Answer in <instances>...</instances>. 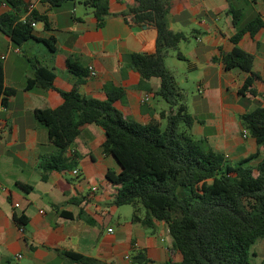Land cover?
Returning <instances> with one entry per match:
<instances>
[{"label": "crops", "instance_id": "0c3cea01", "mask_svg": "<svg viewBox=\"0 0 264 264\" xmlns=\"http://www.w3.org/2000/svg\"><path fill=\"white\" fill-rule=\"evenodd\" d=\"M24 1L27 10L21 18L31 10L48 18V29L35 22L34 36L50 40L54 50L33 38L15 46L0 32V41L6 46L0 51L4 83L14 89L0 106V264H79L63 251L96 258L101 264H130L129 257L136 249L145 251L151 260L148 264L169 256L180 259L179 253H170L171 238L163 222L146 228L131 221L132 212L126 214L121 206L111 204L113 189L104 176L108 169L118 172L120 166L103 153L104 135L98 126L83 125L67 148L66 158H74L70 169L43 175L37 167L40 156L52 154L56 148L46 128L34 118V110L59 106V90L76 87L81 94L105 99L103 86L111 82L124 89L114 105L125 116L140 123L164 119L168 105L154 94L159 79H150V91L138 88V72L124 61L126 54L155 50V29L130 26L117 16L133 6V0H107L109 14L102 27H97L92 9L81 0H68L56 7L42 0ZM170 5L169 27L196 42L186 52L179 44L185 58L176 57L186 64L197 90V96L189 98L180 87L187 111L195 118L190 133L195 139H205L233 163L258 151V157L249 162L256 164L264 148L257 147L248 133L243 134L239 115L256 104L264 106V27L253 36L244 34L238 43L254 55L253 70L260 75L252 85L256 95H239L247 73L225 70L220 57L233 45L228 10L242 8L247 17L259 14L264 22V0H170ZM7 9L0 0V13ZM32 60L52 69L53 87L25 88L27 78L33 75ZM67 62L85 69L86 74L72 73ZM90 67L95 75L90 74ZM146 93L150 97L142 102ZM199 107L205 111L199 113ZM73 169H78L76 175ZM14 214L26 218L21 229Z\"/></svg>", "mask_w": 264, "mask_h": 264}, {"label": "trees", "instance_id": "16d2710c", "mask_svg": "<svg viewBox=\"0 0 264 264\" xmlns=\"http://www.w3.org/2000/svg\"><path fill=\"white\" fill-rule=\"evenodd\" d=\"M52 7L68 0H42ZM133 6L117 14L130 26H146L156 31L155 50L151 53H129L124 61L139 74L137 87L150 91L151 78L159 79L154 92L168 105L165 125L151 119L140 123L125 116L114 105L121 99L124 89L106 82V98L98 99L81 94L76 87L59 93L62 102L55 108H38L34 118L42 124L56 150L41 155L37 167L42 174L71 168L65 156L85 124L98 126L104 135L103 153L111 155L120 170L108 169L106 182L112 187L111 204L130 205L131 221L146 228L163 222L171 238L170 253H179L180 259L169 256L157 264H255L250 260L249 248L258 239H264V153L256 164H249L259 152L233 163L223 152L212 149L205 139H195L190 128L195 118L183 102L184 93L174 75L166 66V57L175 52L185 58L179 44L187 34L169 27L167 15L170 0H133ZM9 9L0 13V32L7 35L15 46L28 39L41 40L54 50L50 40L34 36L32 22L40 21L49 28L46 15L27 10L24 0H4ZM91 8L97 27H102L108 16L107 0H81ZM234 33L233 44L220 61L225 70L237 69L247 73L238 90L256 95L252 88L260 75L253 70L254 55L239 46L244 34L253 36L264 22L259 14L247 17L242 8H230ZM33 75L26 80V89L34 86L53 87L54 72L39 61L32 60ZM68 69L84 76L85 69L67 62ZM264 68V62H263ZM14 89L4 83L3 60L0 57V106ZM162 113H160V116ZM242 129L246 130L257 147L264 148V106L256 104L239 115ZM22 228L23 214L13 215ZM70 260L79 264H101L93 257L74 251H63ZM130 264H148L151 260L143 249H136L129 257ZM264 264V258L260 262Z\"/></svg>", "mask_w": 264, "mask_h": 264}, {"label": "rangeland", "instance_id": "374dc122", "mask_svg": "<svg viewBox=\"0 0 264 264\" xmlns=\"http://www.w3.org/2000/svg\"><path fill=\"white\" fill-rule=\"evenodd\" d=\"M191 44H189V41H183L180 43V50L182 52H186V50L191 47V45H196V42L194 39L190 36H188ZM5 45L0 41V51L5 50ZM172 55V59L171 56ZM170 55L166 57V64L169 70L173 73L175 80L177 81V84L179 87H182L184 93L189 98L196 97L197 96V90L195 89V80L192 78V76H188L190 72L186 70V64L182 61L177 60L176 53L170 52ZM187 77V79H186ZM161 100V99H160ZM163 101V100H161ZM164 105L165 102H163ZM205 109L202 107L198 108V112L202 113ZM160 124L162 127L165 125V119L160 120ZM122 211L126 212V214H129L132 212V207L130 205H123L121 206ZM249 257L250 260L255 264H260L262 259L264 258V239H258L253 245L249 248ZM176 260H179V257L176 258Z\"/></svg>", "mask_w": 264, "mask_h": 264}, {"label": "built area", "instance_id": "2783aa9c", "mask_svg": "<svg viewBox=\"0 0 264 264\" xmlns=\"http://www.w3.org/2000/svg\"><path fill=\"white\" fill-rule=\"evenodd\" d=\"M35 25V23L34 22H32V26H34ZM2 59H3V55L2 56H0ZM90 74L91 75H95L96 74V72L92 69V67H90ZM200 91V90H199ZM150 97V94L149 93H146V94H144V96L142 97V99H141V101L142 102H144V101H146L148 98ZM2 131H3V124H0V134L2 133ZM242 132H243V134H247V131L246 130H242ZM72 173L74 174V175H76L77 173H78V169H73L72 170ZM18 204L17 203H15V206H17ZM21 229V228H20Z\"/></svg>", "mask_w": 264, "mask_h": 264}, {"label": "water", "instance_id": "95a60500", "mask_svg": "<svg viewBox=\"0 0 264 264\" xmlns=\"http://www.w3.org/2000/svg\"><path fill=\"white\" fill-rule=\"evenodd\" d=\"M143 27H145V26H143Z\"/></svg>", "mask_w": 264, "mask_h": 264}]
</instances>
